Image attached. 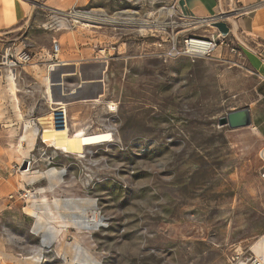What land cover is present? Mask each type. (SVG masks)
<instances>
[{
    "label": "rangeland",
    "instance_id": "1",
    "mask_svg": "<svg viewBox=\"0 0 264 264\" xmlns=\"http://www.w3.org/2000/svg\"><path fill=\"white\" fill-rule=\"evenodd\" d=\"M25 1L26 19L2 35L0 49L20 48L24 40L40 51L57 41L61 59L53 71L37 66L40 77L26 94L28 107L40 108L38 125L29 120L40 127L29 155H23L28 141L18 136L23 125L0 138L6 264H86L84 250L93 264H231L236 248L264 235V139L253 124L218 122L264 96V81L243 56L227 45L204 58L160 55L168 44L157 45L164 33L154 0H68L63 9ZM75 11L88 18L76 22ZM205 29L214 30L199 33ZM70 62L76 69L63 71L60 92L57 66ZM100 76L102 87L93 85ZM64 107L70 135H89L77 142L70 136L60 149L51 141L58 140L54 115ZM29 195L47 198L70 224L58 226L55 236L53 224L40 228L25 209ZM55 198L62 201L59 212ZM70 199L77 205L65 209Z\"/></svg>",
    "mask_w": 264,
    "mask_h": 264
},
{
    "label": "crops",
    "instance_id": "2",
    "mask_svg": "<svg viewBox=\"0 0 264 264\" xmlns=\"http://www.w3.org/2000/svg\"><path fill=\"white\" fill-rule=\"evenodd\" d=\"M24 1L0 0V40H3L1 39L2 35L20 28L19 25L26 19L27 5L26 1ZM75 1L79 2V0ZM46 3H50L52 7L63 9L68 5V0H46ZM180 7L187 16L194 17H206L222 12L242 11L238 14H232V19L226 17L218 21L212 26L213 31L205 29L204 33H199L200 30L197 33L208 37L217 34L227 36L230 46L238 45L240 49V55L238 56H243L250 69L264 81V0H181ZM20 44L22 46L27 43L23 40ZM52 49L53 44L50 48L40 51L31 50L34 56L32 63L36 64L40 70L53 71V65L57 64L61 59V50L58 59L54 60L51 57ZM3 51L4 49H0V54ZM104 62L106 69L108 61ZM50 64L52 65L51 68L49 67ZM76 64L71 63L70 65L57 66L58 70L54 79L58 78V75L61 76L63 71H66L69 66H72V70H75ZM97 64V62H93L92 65L96 66ZM33 67L34 65L31 64L18 72V78L16 79L18 83L17 96L22 117L38 125L35 123V118H39V116L37 117V113L40 108L37 105L28 107L29 102L26 100L27 92L34 90L33 88L37 84V76L40 77L39 71L33 69ZM0 71L3 73V70ZM3 76L5 79H0V138H11L12 131L18 129L15 126L20 124L24 128L25 122L17 117L9 83L7 82L6 75L3 74ZM44 97L49 102L46 93ZM246 108L251 113L252 124L255 126L257 133L264 139V96L247 103ZM25 132L26 127L25 130L19 132L18 136L22 138ZM0 259H2L0 260V264L7 263L8 257L3 255L1 248Z\"/></svg>",
    "mask_w": 264,
    "mask_h": 264
},
{
    "label": "built area",
    "instance_id": "3",
    "mask_svg": "<svg viewBox=\"0 0 264 264\" xmlns=\"http://www.w3.org/2000/svg\"><path fill=\"white\" fill-rule=\"evenodd\" d=\"M154 2L160 4L158 11L162 14V17L157 21V24L164 33L162 37H157L160 39L157 45L162 47L163 43L168 44V48L161 52L160 55L204 58L210 56L223 45L230 47L232 53L240 55L238 45L230 46L227 36L217 34L204 38L194 35L198 34L197 31L201 28L212 27L218 21L226 18L225 12L206 17H194L187 16L181 10V0H154ZM179 27H182V29H179ZM60 50L61 46L59 42L55 41L51 52V57L54 60L58 59ZM33 57V53L28 49L27 44H23L20 48L9 45L0 54V70L4 69L7 73L11 71L15 72L17 79V74L20 70L33 64ZM49 67L51 68L52 65L50 64ZM54 117L56 116L54 115ZM66 119L64 111V123H66ZM28 165L30 167V161H28ZM260 239L261 237L244 249L241 246L236 248L229 258L230 263L264 264V242L261 244Z\"/></svg>",
    "mask_w": 264,
    "mask_h": 264
},
{
    "label": "bare ground",
    "instance_id": "4",
    "mask_svg": "<svg viewBox=\"0 0 264 264\" xmlns=\"http://www.w3.org/2000/svg\"><path fill=\"white\" fill-rule=\"evenodd\" d=\"M93 10H95V9H93ZM84 13L86 15L75 11V12H73L72 15L76 17L75 21L76 22H79L80 21L79 20L80 18H88V17H84V16H88L89 12H84ZM228 19H232V17H229ZM84 25L90 26V24H88L86 22H85ZM146 27L147 26H143L142 25L143 30H146L145 29ZM33 65H34L33 69L37 70L38 69L37 65L34 64V63H33ZM7 79H8L9 86H10V92L12 93L13 97L18 101V96H17V84L18 83H17V80H16V74H15V72H13V71L8 72L7 73ZM43 82H44V85H45V88H46V93L48 95H50L48 77H46L45 75H43ZM57 111H58V113H56L55 120H57L56 123H59V125H58L59 128L57 130L58 131L57 132V139L58 140L56 142H52L51 141L52 144H54L55 146L59 147L60 149L61 148H65L66 149L67 147L65 145V141L68 140V139H70V136H72V139H75L76 142H77V140H80V139H83V138L86 139L88 137L89 134L84 133L85 130L84 131L83 130H79L77 132V134L70 135L71 134L70 133V130H69V123L70 122L68 123V120H70V119H68L66 108L64 107L63 109H59ZM64 111H65L66 117H67L66 123H64V121H63V113H64ZM23 121L25 122L26 132L22 136V139L23 140H27L28 143H29V150L23 152V155L26 158L29 155V153L31 152V150L33 149L34 145H35V141H36L37 135L39 133V127L36 126V127L32 128V127H30V121L29 120H25L23 118ZM29 128H30V130H29ZM70 129H71V127H70ZM82 150H79V148H77V150L76 151H73V152L80 153V152H82ZM21 161H23V160H21ZM25 163H26V165L24 166V168L22 170V175L24 177H26L30 173V172L28 173V171H30V167L28 169H26L27 164H28V161H25ZM50 173L53 174V175H55V176H57L56 175L57 172H56L55 169L50 170ZM34 174H36V173H34ZM29 197H30V195H29ZM70 200L64 203L65 209H70V208H72V207H74V206L77 205V204L73 203V200L72 199H70ZM83 200H85V201H92V199H83ZM53 206L59 212V210H60V208L62 206V201L59 198H55L53 200ZM25 209L27 210V213L28 214L33 215V216L36 217V219H37V225H39L40 228H42L43 226H45V225H47L49 223L50 224H53V227L52 228L54 229V236H55V234L57 232L61 231L60 228H58V226L59 227H62V226H68V224H70L63 216H61V215L57 216V214L54 211H52V209H53L52 208V205L48 201L47 198L37 199L35 195L34 196L31 195L30 201H29V205L26 206ZM73 223H74V225H77L78 222L77 221H74ZM76 227H78V226H76ZM260 240H261L260 243L263 244V242H264V235L261 236V239ZM77 247H78L79 250H84L83 247L80 246V245H77ZM84 251L87 253V257H86V259L82 260L81 262H84L86 264H93L94 261H95V259L88 253V251H86V250H84Z\"/></svg>",
    "mask_w": 264,
    "mask_h": 264
},
{
    "label": "water",
    "instance_id": "5",
    "mask_svg": "<svg viewBox=\"0 0 264 264\" xmlns=\"http://www.w3.org/2000/svg\"><path fill=\"white\" fill-rule=\"evenodd\" d=\"M59 80L58 85L56 86V88L62 92L63 89V82H62V77L60 75H58V78H56ZM102 80V82H101ZM103 83V77H99L97 79V82H94L93 85H100V87H102ZM85 85H89V84H85ZM82 88V87H80ZM79 88V89H80ZM97 96V95H95ZM219 125L220 126H225V125H229L231 128H241V127H246L252 124V118H251V113L249 111L248 108H242L239 110H235L232 111L230 113H228L226 116H223L221 118H219L218 120ZM26 164H24L25 166Z\"/></svg>",
    "mask_w": 264,
    "mask_h": 264
}]
</instances>
